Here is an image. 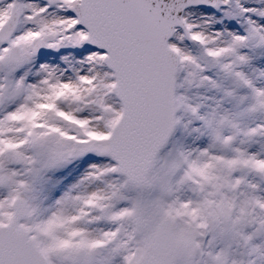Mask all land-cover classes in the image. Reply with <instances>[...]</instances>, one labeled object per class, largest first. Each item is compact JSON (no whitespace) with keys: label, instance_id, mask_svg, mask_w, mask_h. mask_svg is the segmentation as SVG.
<instances>
[{"label":"snow or ice","instance_id":"6c2138e0","mask_svg":"<svg viewBox=\"0 0 264 264\" xmlns=\"http://www.w3.org/2000/svg\"><path fill=\"white\" fill-rule=\"evenodd\" d=\"M0 264H264V0H0Z\"/></svg>","mask_w":264,"mask_h":264}]
</instances>
